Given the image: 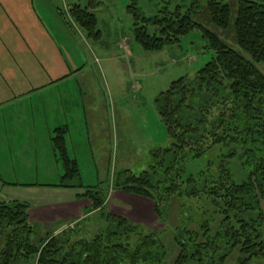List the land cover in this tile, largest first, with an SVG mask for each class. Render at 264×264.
<instances>
[{
    "label": "rangeland",
    "instance_id": "obj_1",
    "mask_svg": "<svg viewBox=\"0 0 264 264\" xmlns=\"http://www.w3.org/2000/svg\"><path fill=\"white\" fill-rule=\"evenodd\" d=\"M133 1L147 17L164 6L193 9L204 26L233 40L232 31L209 24L206 0H0V203L17 200L33 209L29 221L36 242L60 228L72 240L106 228L107 207L102 216L93 210L78 221L35 213L42 206L70 201L86 187L95 186L110 199L116 179L148 169L151 151L169 144L156 96L179 77L192 76L213 54L198 28L177 43L144 50L133 36L127 8ZM74 4L96 15L97 37H88L70 16L68 8ZM9 20L17 29L5 27ZM19 35L26 44L16 40ZM55 129L62 131L67 153L77 161L80 178L68 180L75 185L71 188L59 185L63 166L52 141ZM224 150L217 146L206 156L212 160ZM204 165L203 159L193 160L187 171L195 174ZM112 208L143 232L162 231L168 251L160 264L173 263L179 248L172 235L187 219L192 220L189 229L198 230L207 217L213 218L212 229L219 225L205 201L186 197L171 201L164 222L151 201L138 196L113 200ZM236 260L234 254L228 264Z\"/></svg>",
    "mask_w": 264,
    "mask_h": 264
},
{
    "label": "trees",
    "instance_id": "obj_2",
    "mask_svg": "<svg viewBox=\"0 0 264 264\" xmlns=\"http://www.w3.org/2000/svg\"><path fill=\"white\" fill-rule=\"evenodd\" d=\"M127 8L134 39L144 50L177 43L198 28L213 54L192 76H181L158 93L155 105L169 144L151 151L148 169L116 179L112 189L151 201L161 222L175 198L203 200L212 208L216 228L212 217L198 230L188 228L191 219L175 227L172 240L179 251L171 264H228L234 254L235 264H264V0H206L209 24L232 31L231 43L199 22L193 9L164 6L147 17L134 1ZM68 11L88 37L99 35L96 15L87 6L70 5ZM56 130L52 141L63 166L59 185L71 188L68 180L80 178L77 161ZM217 146L224 152L208 159ZM200 159L205 165L188 172ZM94 188L78 193L91 202L85 217L93 210L104 214L106 195ZM29 211L25 202L0 203V264H160L167 255L162 231L143 232L109 212L106 228L90 237L72 240L60 228L36 242Z\"/></svg>",
    "mask_w": 264,
    "mask_h": 264
},
{
    "label": "crops",
    "instance_id": "obj_3",
    "mask_svg": "<svg viewBox=\"0 0 264 264\" xmlns=\"http://www.w3.org/2000/svg\"><path fill=\"white\" fill-rule=\"evenodd\" d=\"M3 6L4 5H2V7ZM11 25L14 26L16 29L18 27L16 26V22L13 20H9V22L5 25V27H11ZM20 37L21 35L16 37V40H18ZM20 40L21 43L26 44L23 39L20 38ZM107 195H110V199L109 198L105 199V203H104L105 208L107 207L112 214H120V215H122L123 213L120 212L119 210H115L112 208L113 200L116 201L121 200L122 202L123 201L125 202L130 198H132L133 196L131 194H127L122 191L113 190V189H111ZM89 204L90 203L87 199H84L83 197H79L78 193H75L74 197L70 201L58 203L57 205H53V206L49 205L50 207L42 206V210L36 212L35 215L40 218H46V219L55 218L56 216L61 215L64 216L66 219L78 221L80 219L85 218L84 210H86ZM32 211L33 209H30L29 216H32Z\"/></svg>",
    "mask_w": 264,
    "mask_h": 264
}]
</instances>
